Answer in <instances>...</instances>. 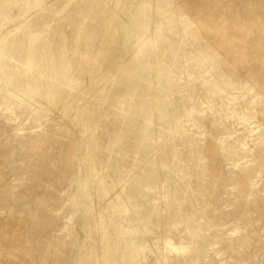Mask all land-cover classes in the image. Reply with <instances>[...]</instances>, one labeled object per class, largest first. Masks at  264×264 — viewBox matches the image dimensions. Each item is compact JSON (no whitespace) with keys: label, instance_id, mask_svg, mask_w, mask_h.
<instances>
[{"label":"rangeland","instance_id":"1","mask_svg":"<svg viewBox=\"0 0 264 264\" xmlns=\"http://www.w3.org/2000/svg\"><path fill=\"white\" fill-rule=\"evenodd\" d=\"M0 264H264V0H0Z\"/></svg>","mask_w":264,"mask_h":264},{"label":"bare ground","instance_id":"2","mask_svg":"<svg viewBox=\"0 0 264 264\" xmlns=\"http://www.w3.org/2000/svg\"><path fill=\"white\" fill-rule=\"evenodd\" d=\"M137 24H138V23H137ZM138 72H139V71H137V72L135 73V76H137ZM141 73H142V72H141ZM146 74H147V73H146ZM143 75H145V74H143ZM135 76H134V77H135ZM134 77L126 79V83H127V86H128L127 88H128V89H131V90L134 89V88H133V78H134ZM148 78H149V76L147 77V79H148ZM78 195H79V196H78V198H77V205L79 206V200H80V195H81V194H78ZM174 249H175L176 251H184V250H185L184 248L177 247V246L174 247Z\"/></svg>","mask_w":264,"mask_h":264}]
</instances>
